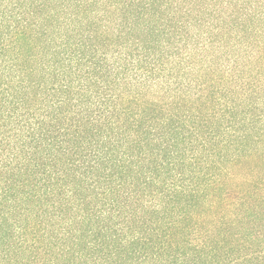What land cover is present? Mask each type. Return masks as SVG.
<instances>
[{
	"label": "trees",
	"instance_id": "obj_1",
	"mask_svg": "<svg viewBox=\"0 0 264 264\" xmlns=\"http://www.w3.org/2000/svg\"><path fill=\"white\" fill-rule=\"evenodd\" d=\"M0 264H264V0H0Z\"/></svg>",
	"mask_w": 264,
	"mask_h": 264
}]
</instances>
